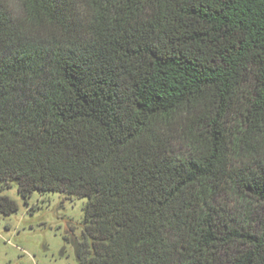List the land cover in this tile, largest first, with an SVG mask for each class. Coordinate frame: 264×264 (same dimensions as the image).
<instances>
[{
  "label": "trees",
  "instance_id": "obj_1",
  "mask_svg": "<svg viewBox=\"0 0 264 264\" xmlns=\"http://www.w3.org/2000/svg\"><path fill=\"white\" fill-rule=\"evenodd\" d=\"M12 183L87 197L77 264H264V0H0Z\"/></svg>",
  "mask_w": 264,
  "mask_h": 264
},
{
  "label": "rangeland",
  "instance_id": "obj_2",
  "mask_svg": "<svg viewBox=\"0 0 264 264\" xmlns=\"http://www.w3.org/2000/svg\"><path fill=\"white\" fill-rule=\"evenodd\" d=\"M0 194L18 206L0 214V264H77L87 197L34 190L24 200L15 183Z\"/></svg>",
  "mask_w": 264,
  "mask_h": 264
}]
</instances>
